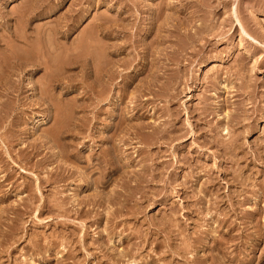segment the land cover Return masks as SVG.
Masks as SVG:
<instances>
[{
  "label": "rangeland",
  "instance_id": "rangeland-1",
  "mask_svg": "<svg viewBox=\"0 0 264 264\" xmlns=\"http://www.w3.org/2000/svg\"><path fill=\"white\" fill-rule=\"evenodd\" d=\"M0 264H264V0H0Z\"/></svg>",
  "mask_w": 264,
  "mask_h": 264
}]
</instances>
